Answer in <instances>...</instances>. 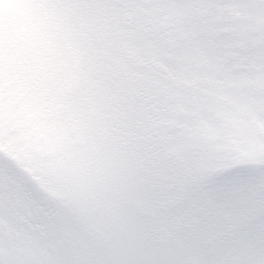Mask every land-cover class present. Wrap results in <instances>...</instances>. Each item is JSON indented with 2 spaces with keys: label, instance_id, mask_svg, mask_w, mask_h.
<instances>
[{
  "label": "clouds",
  "instance_id": "clouds-1",
  "mask_svg": "<svg viewBox=\"0 0 264 264\" xmlns=\"http://www.w3.org/2000/svg\"><path fill=\"white\" fill-rule=\"evenodd\" d=\"M34 2L0 27V264H264V0Z\"/></svg>",
  "mask_w": 264,
  "mask_h": 264
},
{
  "label": "rangeland",
  "instance_id": "rangeland-1",
  "mask_svg": "<svg viewBox=\"0 0 264 264\" xmlns=\"http://www.w3.org/2000/svg\"><path fill=\"white\" fill-rule=\"evenodd\" d=\"M39 24V11L34 0H19L13 15L7 20H0V27H6L20 35L29 34Z\"/></svg>",
  "mask_w": 264,
  "mask_h": 264
}]
</instances>
